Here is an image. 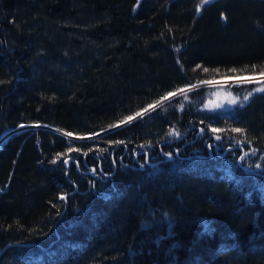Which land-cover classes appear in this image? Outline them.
Returning a JSON list of instances; mask_svg holds the SVG:
<instances>
[{
  "label": "trees",
  "instance_id": "1",
  "mask_svg": "<svg viewBox=\"0 0 264 264\" xmlns=\"http://www.w3.org/2000/svg\"><path fill=\"white\" fill-rule=\"evenodd\" d=\"M262 68L264 0H0V264H264Z\"/></svg>",
  "mask_w": 264,
  "mask_h": 264
},
{
  "label": "rangeland",
  "instance_id": "2",
  "mask_svg": "<svg viewBox=\"0 0 264 264\" xmlns=\"http://www.w3.org/2000/svg\"><path fill=\"white\" fill-rule=\"evenodd\" d=\"M261 78H264V76L244 75V76H236V77H226L223 79L212 80V84L245 82V81L256 80V79H261ZM201 84H205V83H201ZM206 84H208V83H206ZM232 101H233V99L229 96V94L226 91H224V92L218 91V93L214 94L213 98L211 99V103L209 105H216V104H218V102L224 103V104H230ZM21 125H27V124H21ZM27 126H30V125H27ZM68 137H72V136L69 135ZM85 137L87 138V137H89V135H87ZM80 138H84V137H79V139Z\"/></svg>",
  "mask_w": 264,
  "mask_h": 264
},
{
  "label": "snow or ice",
  "instance_id": "3",
  "mask_svg": "<svg viewBox=\"0 0 264 264\" xmlns=\"http://www.w3.org/2000/svg\"><path fill=\"white\" fill-rule=\"evenodd\" d=\"M208 2H209V0H202V3H203V4H206V3H208ZM198 67H199V66H198ZM252 68H253V70H255L256 66L253 65ZM203 70H204L205 72L209 71L207 68H205V69H203ZM214 71H219V70L217 69V70H214ZM229 71H231V72H235V71H237V70H236V69H230ZM259 75H260V76H264V68H262V69L260 70ZM202 83H212V81H203ZM178 91L183 92V91H185V90H184V89H180V90H178ZM253 91H264V87H262V88H258V89H254ZM175 94H176V93H174V92H170V93H168V95H167L166 97H163L162 99H167L168 97H170V96H174ZM251 94H252V93L249 92V94H248L247 96L244 97V100H247ZM160 102H161V101H156L154 104H150V105H148V109L154 108L156 105L160 104ZM233 102H235V101H233ZM148 109H145L144 111H147ZM135 115H136V116H139V115H141V113H136ZM133 118H134L133 116H128V117H125V120H126V121H130V120H132ZM123 122H124V121H121V123H123ZM212 131H213V132H219V131H221V130H220V129H215V128H213ZM232 131L237 132V133H242L244 130H243V129H240V128H234V129H232ZM67 135H71V134L68 133ZM216 139L219 140L220 137L217 136ZM241 159H243V158H241ZM65 163H67V161H65ZM257 167H259V165H258ZM65 198H66V197H64V196H61V197H60V199H65Z\"/></svg>",
  "mask_w": 264,
  "mask_h": 264
},
{
  "label": "water",
  "instance_id": "4",
  "mask_svg": "<svg viewBox=\"0 0 264 264\" xmlns=\"http://www.w3.org/2000/svg\"><path fill=\"white\" fill-rule=\"evenodd\" d=\"M211 1H213V0H211ZM30 126H42V127H46V128H51V127H49V126H45V125H41V124H33V125H30ZM24 127H27V125H19V126H17V127H15L13 130H17V129H20V128H24ZM12 130V131H13ZM199 130V129H198ZM103 131H99L98 133H102ZM98 133H96V134H98ZM95 134V135H96ZM212 146H213V151L216 153V154H218V155H221L223 152H225L226 150H228V149H230V147L229 146H227V147H225L221 152H217V150L215 149V146H214V144L212 143ZM211 155V152L208 150V156H210ZM198 156V155H197ZM168 158V155H166L165 156V159H167ZM66 161V160H65ZM65 161H64V163H65ZM238 161V160H237ZM147 163H149V162H147ZM138 167H141V164H139L138 165ZM242 167H246V166H244V165H242ZM93 171V168H91V172ZM254 172V171H253ZM254 173H256V172H254ZM10 245H21V246H28V245H38L37 243H35V242H12V243H7L6 245H4L3 247H1L0 248V254H1V252L5 249V248H7L8 246H10Z\"/></svg>",
  "mask_w": 264,
  "mask_h": 264
},
{
  "label": "built area",
  "instance_id": "5",
  "mask_svg": "<svg viewBox=\"0 0 264 264\" xmlns=\"http://www.w3.org/2000/svg\"><path fill=\"white\" fill-rule=\"evenodd\" d=\"M239 78V77H238Z\"/></svg>",
  "mask_w": 264,
  "mask_h": 264
}]
</instances>
